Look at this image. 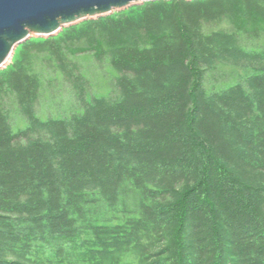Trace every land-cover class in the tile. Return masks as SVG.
I'll list each match as a JSON object with an SVG mask.
<instances>
[{"label":"trees","instance_id":"trees-1","mask_svg":"<svg viewBox=\"0 0 264 264\" xmlns=\"http://www.w3.org/2000/svg\"><path fill=\"white\" fill-rule=\"evenodd\" d=\"M15 52L0 264H264V0H150Z\"/></svg>","mask_w":264,"mask_h":264},{"label":"water","instance_id":"water-1","mask_svg":"<svg viewBox=\"0 0 264 264\" xmlns=\"http://www.w3.org/2000/svg\"><path fill=\"white\" fill-rule=\"evenodd\" d=\"M146 1L0 0V69L32 36H53L67 26Z\"/></svg>","mask_w":264,"mask_h":264},{"label":"rangeland","instance_id":"rangeland-1","mask_svg":"<svg viewBox=\"0 0 264 264\" xmlns=\"http://www.w3.org/2000/svg\"><path fill=\"white\" fill-rule=\"evenodd\" d=\"M140 5V4H135ZM133 6V5H132ZM126 9V8H125ZM124 10V9H122ZM120 11V10H115ZM113 11L112 13H114ZM80 23V22H79ZM16 53V52H15ZM15 53L13 57L15 56ZM79 56L82 59V62L86 68L85 73L92 78L94 88L93 90L100 93L107 92L108 88L105 86V76L103 72L100 70V67L97 66V63L94 61L92 56H88L86 53H81ZM13 57L8 60L6 65L1 68L4 69L9 66L13 62ZM41 61V60H39ZM40 63V62H39ZM230 71H237L239 74L244 75L246 72H250V70L246 71L243 69H236L234 67L227 68ZM101 88V89H100ZM75 100L73 95L70 93V90L64 88L63 90H59L54 96H50L49 93L44 94L40 105L38 107V111L43 117L47 116H55L62 117L67 116L69 114V109L73 104H75ZM18 126H23V123H19Z\"/></svg>","mask_w":264,"mask_h":264},{"label":"bare ground","instance_id":"bare-ground-1","mask_svg":"<svg viewBox=\"0 0 264 264\" xmlns=\"http://www.w3.org/2000/svg\"><path fill=\"white\" fill-rule=\"evenodd\" d=\"M64 29V28H63Z\"/></svg>","mask_w":264,"mask_h":264}]
</instances>
